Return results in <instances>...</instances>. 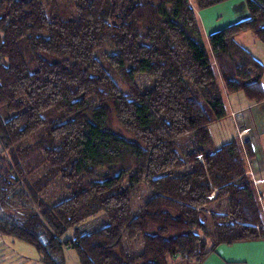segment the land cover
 <instances>
[{
    "label": "trees",
    "instance_id": "obj_1",
    "mask_svg": "<svg viewBox=\"0 0 264 264\" xmlns=\"http://www.w3.org/2000/svg\"><path fill=\"white\" fill-rule=\"evenodd\" d=\"M232 1L248 16L206 39L197 12ZM246 30L264 44V0H0V235L40 264L69 251L79 264H203L220 244L264 239L251 144L214 148L210 132L230 117L225 93L264 101V65L235 37ZM140 185L152 194L136 211Z\"/></svg>",
    "mask_w": 264,
    "mask_h": 264
},
{
    "label": "rangeland",
    "instance_id": "obj_2",
    "mask_svg": "<svg viewBox=\"0 0 264 264\" xmlns=\"http://www.w3.org/2000/svg\"><path fill=\"white\" fill-rule=\"evenodd\" d=\"M143 1V0H137ZM145 1V0H144ZM153 3L159 2V0H151ZM232 2L234 6L232 5ZM225 2L220 5H216L210 7L208 9L199 10L197 12V16L201 22V26L203 27L204 36L207 39L209 33L217 30H221L222 28L233 24L237 20L244 19V14L246 13V7L244 3H238L237 1ZM236 40L240 45L244 48H247L251 54L259 59L264 65V44L259 40L257 36H255L251 31L246 30L243 33L237 34ZM113 51V47L111 45H107L103 52L100 53V58L104 57V53H111ZM262 81L264 82V75L262 77ZM136 85L139 87L141 92H145L147 90L152 89L153 87V79H151L147 74L146 75H138L135 80ZM264 89V83H263ZM239 94H243L244 98L247 97L242 92L236 93H225L224 99L227 102L229 98L236 97ZM246 101V100H245ZM248 101V100H247ZM246 101V102H247ZM241 110H237L239 112ZM235 112V113H237ZM244 116V115H243ZM242 116V117H243ZM241 117V118H242ZM240 118V119H241ZM109 127L113 132L118 133L124 138H128L130 140H134V135L131 131L125 130L118 120L116 114H113L109 120ZM211 138H213L214 148L221 146L224 142H227L229 138L236 137V128L233 126L230 118H226V120L218 121L210 125ZM264 142V136L261 138ZM184 140L179 141V144H182ZM194 139L189 138L184 142V144H191ZM100 174L104 173L103 170L98 171ZM34 178V177H32ZM48 195L51 196L57 193L55 187H51L48 189ZM152 192L146 186L136 187L133 191V208L136 211H140L142 205L145 201L151 198ZM209 214L207 215L202 211V217L206 220L207 223L210 222ZM100 222V221H98ZM106 224L100 223H91L87 224L84 227L85 231H93ZM210 224V223H209ZM124 247L130 255L139 254L142 248V242L140 238L135 240H125ZM68 264H79L77 256H75L74 252H68ZM39 257L34 247L29 246L28 244L22 241H15L11 237H4L0 235V264H40ZM185 264V263H182Z\"/></svg>",
    "mask_w": 264,
    "mask_h": 264
},
{
    "label": "crops",
    "instance_id": "obj_3",
    "mask_svg": "<svg viewBox=\"0 0 264 264\" xmlns=\"http://www.w3.org/2000/svg\"><path fill=\"white\" fill-rule=\"evenodd\" d=\"M233 3L231 6H234ZM247 16L246 11L244 18ZM225 103L228 106L229 118L236 128L237 135L232 139L229 138L227 142L236 139L239 140L241 146L245 142H249L253 148V157L246 158V170L250 180L253 181L254 191L257 194L264 218V142L261 140L264 136V101L256 103L244 98L243 94H239L235 98H229ZM237 110H241L239 112H242L244 116L235 122L231 114ZM222 205H224L223 208H228L227 202H223ZM210 209L217 215L221 212V208L216 204L212 205ZM203 264H264V239L220 244L214 252L205 258Z\"/></svg>",
    "mask_w": 264,
    "mask_h": 264
},
{
    "label": "built area",
    "instance_id": "obj_4",
    "mask_svg": "<svg viewBox=\"0 0 264 264\" xmlns=\"http://www.w3.org/2000/svg\"><path fill=\"white\" fill-rule=\"evenodd\" d=\"M234 121L237 122L238 120H240V118L243 116L242 115V112H237V113H232L231 114ZM241 133H244V132H241Z\"/></svg>",
    "mask_w": 264,
    "mask_h": 264
}]
</instances>
